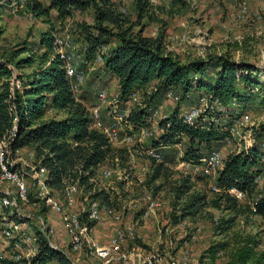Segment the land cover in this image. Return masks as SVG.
<instances>
[{"label": "trees", "instance_id": "obj_1", "mask_svg": "<svg viewBox=\"0 0 264 264\" xmlns=\"http://www.w3.org/2000/svg\"><path fill=\"white\" fill-rule=\"evenodd\" d=\"M42 1L43 4L40 1L33 4L38 15L53 10L55 19L60 21L82 12H88L91 18L90 23H80L75 31L74 40L81 46V56L73 81L77 82L80 74L86 72L104 45L108 50L102 54L103 62L91 76L94 80L115 79L124 107L135 91L141 92V102L149 106H158L167 91L177 94V104L186 102L188 109L204 97L213 103V110L201 113L192 125L183 121L185 111L179 107L157 122V135L150 146L160 152L161 159L148 157L152 162L149 181L170 184L177 213L172 216L174 224L207 207L228 212L226 218L214 222V231L223 239L207 248L204 255L207 259L213 262L224 253L227 255L224 264H264V249H260L257 233L234 232L228 236L239 216H259L264 221V185L258 187L257 183L264 170V122L253 130L249 147L225 156L221 169L212 177V183L220 189V192L210 189L213 198L194 190L195 182L207 177L182 171L174 181H168L176 173L171 168L176 144L183 146L179 162L198 164L202 157L235 139L229 127L237 118L255 103L264 105V67L234 61L223 54L209 56L207 60L180 62L166 50L162 34L152 37L145 35L142 27L134 30L136 23L114 0ZM132 1L138 17L152 10L148 0ZM50 28L37 41L20 43L9 59L0 58V143L6 141L13 154L16 150L32 151L35 162L47 171L46 185L55 193L60 194L68 183H77L101 206L114 209L111 195L90 178L99 166L120 156L121 150L89 127V107L85 103L88 96L77 97L73 93L63 62L54 54ZM36 51H42L39 64L29 73L17 74L22 85L12 95L8 65L16 69L31 66ZM153 84V92L146 95V89ZM52 110L63 112L64 116L47 118ZM127 120L134 130L148 127L151 122L147 109L138 104L129 107ZM231 192L246 196L248 201L240 203ZM29 197L33 199L31 194ZM33 232L37 252L31 264H75L67 250L49 243L44 228L34 227ZM0 264L12 263L5 256Z\"/></svg>", "mask_w": 264, "mask_h": 264}, {"label": "rangeland", "instance_id": "obj_2", "mask_svg": "<svg viewBox=\"0 0 264 264\" xmlns=\"http://www.w3.org/2000/svg\"><path fill=\"white\" fill-rule=\"evenodd\" d=\"M34 1L42 0H0V58L7 60L11 53L22 42L37 41L39 35L47 30L52 34L68 29L72 39L76 38L75 31L82 22H91L88 12L78 13L74 17L62 21L55 19V11L51 10L47 15H38L33 8ZM152 10L147 15L138 17V11L132 0H114L116 5L125 12L129 19L136 23L134 30L143 28V33L148 36L157 37L162 34L167 44L173 43L172 37H179L183 31H189L191 37L206 44L176 43L174 46L179 49L175 52L180 62L190 60H207L209 56L227 55L234 61H247L257 67H264V0H245L247 7L246 17L238 13L240 0H148ZM200 32V33H198ZM202 34V35H201ZM201 36L203 38H201ZM75 42V40H74ZM75 54L80 53V44L74 43ZM110 48V46H109ZM42 51L34 53L35 62L31 66L16 69L17 74L29 73L39 64ZM24 56V54L20 55ZM79 59L76 60V71ZM96 67H88L85 73H81L77 82L80 90L77 97L88 96L86 106L90 107L96 103L95 93L101 87L108 88L109 92L117 89L114 79H92L91 73ZM154 84L151 91L154 90ZM145 98V97H143ZM161 98V97H160ZM142 100V96H141ZM159 115L170 113L177 107L181 111H188L186 102L182 104L173 103L162 97L158 103ZM123 103H119L114 109L117 115L123 112ZM107 111V110H106ZM252 121L257 124L264 122V105L255 103L247 111ZM62 117L63 112L49 111V117ZM151 127L148 125V128ZM249 127H243L239 137L232 141L225 142L219 149L225 157L228 153L242 149L249 142ZM146 139L140 144L113 146L120 149V156L112 163L102 165L101 169L109 170L110 175L101 182L102 187L107 191L114 201L113 213H108L106 208L101 206V219L96 223L99 227L96 232V242L106 245L109 238L114 234L116 228L124 231V237L120 244L123 251H136L138 257L134 263L127 264H168L170 260L187 255L190 264H224L227 255L222 253L215 261L206 258L207 248L223 239V236L213 229L214 222L217 223L221 217H227L228 212L222 209L207 207L193 217H186L177 224L173 223V215L177 214L172 203L173 199L169 192L170 184L161 180L149 181L152 173V162L144 151L151 143ZM176 158L171 168L176 173L168 179L174 181L182 171L187 172L178 166L179 157L182 154L183 146L177 148ZM19 162H16V169L26 178L30 194L33 197L35 182L31 177L32 160L27 159V150L20 151ZM46 179L47 175L43 174ZM212 176L205 178L202 182H195L194 190L202 191L208 198H213L210 191ZM258 187L264 185V170L257 179ZM159 186V187H157ZM1 192L15 193V186L11 181L0 182ZM234 193L240 203L248 201L246 196L237 192ZM87 193L83 187H79L76 195L75 211H81L86 204ZM57 198L61 194L55 193ZM149 200L158 202V206L149 210L144 217L143 213L148 210ZM23 206L22 213L31 218L33 229H43L47 220L56 218L46 208ZM111 221L112 231L108 235L101 232V223ZM127 227L131 233L127 231ZM257 233L260 239V249H264V221L259 216H239L232 233ZM58 245L67 250L73 261L79 264H105L94 258L90 251L74 253L68 249L67 237L61 236ZM152 256L154 258H152ZM108 264H126L122 261H112Z\"/></svg>", "mask_w": 264, "mask_h": 264}, {"label": "built area", "instance_id": "obj_3", "mask_svg": "<svg viewBox=\"0 0 264 264\" xmlns=\"http://www.w3.org/2000/svg\"><path fill=\"white\" fill-rule=\"evenodd\" d=\"M238 13L241 17H246L247 7L245 0H240L238 3ZM200 33V32H198ZM202 35V34H201ZM53 49L54 54L63 62V67L66 76L71 79V89L76 95L80 90L78 82L73 81L76 73L75 62L80 58V53L75 54L74 41L66 28L61 32L53 33ZM201 38H203L201 36ZM194 39L191 37L189 31H183L179 37H172L173 43H190ZM199 44H206L205 41ZM108 50L107 46H101L99 53L96 55L89 67H98L103 62L102 54ZM10 70V93L13 95L15 89L21 88V81L18 79L16 68L13 65H8ZM150 86L146 89L145 94H150ZM141 92L135 91L131 94L123 112L117 115L114 112L117 105L120 103V94L116 89L114 92H109L108 88L101 87L95 93L96 103L88 108L89 111V127L101 133L109 142L111 146H126L140 144L146 139H152L157 135V122L165 117L159 115L158 106H149L141 102ZM165 99L177 103L179 96L172 91H167ZM138 104L147 109L150 115L151 127H142L134 130L133 125L127 120L129 107ZM214 105H216L214 103ZM107 110V111H106ZM206 110H213V103L208 99L201 98L199 104L192 106L188 111L182 115L183 121L186 124L192 125L195 118L199 117L201 113ZM259 124L252 121L249 113H243L237 118L229 127V131L233 138L239 137L240 131L243 127H249V142L244 145V149L249 147L252 143V133ZM181 147V143L175 145ZM20 151L16 150L14 154L8 148L7 142L0 143V182L11 181L15 186V193L2 192L0 197V260L5 256L10 259L12 264H31V259L37 252V245L35 235L32 229V223L28 215L22 213V207H38L43 205L49 212L57 217L61 223L64 235L67 237L68 249L74 253L82 251H90L94 258L101 260L108 264L112 261H122L134 263V259L138 257L139 253L134 251H123L120 244L124 237V231L116 228L114 234L109 238L106 245H101L96 242L92 229L96 223L101 219L100 208L101 205L97 200L89 197L86 198V204L81 211H75L76 195L79 189L77 183H68L61 191V197L57 198L55 192L52 191L43 178V174L47 175L44 167L40 166L34 160V154L28 150L27 159L32 160L31 177L35 182V192L33 199H30V190L26 178L15 167L20 159ZM148 157L160 161V152L157 149L147 146L144 150ZM182 153V150H181ZM224 156L220 150H213L209 154L201 158L198 164H191L184 161L178 162V166L190 172L193 175L200 177L213 178L218 170L223 165ZM99 166L95 175L90 178L91 182L102 187L101 182L107 179L110 175L109 170L101 169ZM104 188V187H102ZM213 192H220V189L211 184ZM158 202L149 200L148 210L143 213L146 217L149 210L157 207ZM108 213H113V209L106 208ZM45 234L51 245L60 247L58 245L61 235L57 231V227L52 220H47L44 227ZM131 229L127 227V231L131 233ZM152 258H154L152 256ZM150 264V263H148ZM168 264H190L187 255H182L177 259H172Z\"/></svg>", "mask_w": 264, "mask_h": 264}, {"label": "crops", "instance_id": "obj_4", "mask_svg": "<svg viewBox=\"0 0 264 264\" xmlns=\"http://www.w3.org/2000/svg\"><path fill=\"white\" fill-rule=\"evenodd\" d=\"M148 36V35H147ZM193 42H195V43H193V44H198L199 43V41L198 40H195V41H193ZM176 43H171V44H167L166 42H165V47H166V50L168 51V52H170L173 56H175L176 57V55H175V52L177 51V50H183V48H179V49H177L174 45H175ZM189 44H191V43H189ZM177 59L179 60V58L177 57ZM99 67V66H98ZM115 80V79H114ZM116 81V80H115ZM117 86V85H116ZM63 117V116H62ZM57 118H61V116L60 117H57ZM149 141V140H148ZM150 142V141H149ZM24 150H27V149H23L22 151H24ZM27 152H28V150H27ZM52 222H54L55 223V225H56V227H57V231H58V233L62 236V235H64V232H63V229H62V227H61V223L59 222V220H57V217L55 218V219H53L52 220ZM111 221H106V222H103V223H101V226H100V228H101V232H104L105 233V235H109L110 233H111V231H112V228H111ZM98 226L97 225H95L94 227H93V229H92V234H93V236L96 238V232H97V230H98ZM75 264H79L77 261H73Z\"/></svg>", "mask_w": 264, "mask_h": 264}]
</instances>
